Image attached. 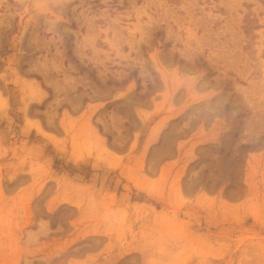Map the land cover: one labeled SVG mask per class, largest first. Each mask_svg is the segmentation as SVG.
<instances>
[{
    "label": "rangeland",
    "instance_id": "374dc122",
    "mask_svg": "<svg viewBox=\"0 0 264 264\" xmlns=\"http://www.w3.org/2000/svg\"><path fill=\"white\" fill-rule=\"evenodd\" d=\"M0 264H264V0H0Z\"/></svg>",
    "mask_w": 264,
    "mask_h": 264
}]
</instances>
